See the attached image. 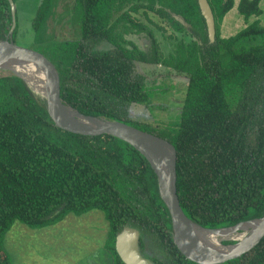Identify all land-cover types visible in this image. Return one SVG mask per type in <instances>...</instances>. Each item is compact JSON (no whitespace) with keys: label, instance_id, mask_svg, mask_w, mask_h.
<instances>
[{"label":"trees","instance_id":"obj_1","mask_svg":"<svg viewBox=\"0 0 264 264\" xmlns=\"http://www.w3.org/2000/svg\"><path fill=\"white\" fill-rule=\"evenodd\" d=\"M207 1L214 18L213 41L197 0H75L79 37L59 45L53 41L59 59L50 58L63 73L71 107L171 142L183 212L204 228H222L264 214L263 10L261 0ZM53 3L42 0L38 6L32 20L36 41L49 37ZM233 11L242 26L221 36V24ZM151 14L164 26L150 20ZM6 23L11 24L10 4L0 0V40ZM153 23L161 32L169 31L166 55ZM136 63L160 65L187 80L180 112L165 128L140 125L126 115L131 103L150 106L174 89L172 84L148 85ZM94 209L108 222L105 248L114 264H124L114 242L125 224L151 235L158 249L154 253L163 259L158 264H196L173 244L156 175L138 150L113 136L83 138L58 128L45 101L22 79L0 75V264L8 262L3 242L14 223L41 229L69 213ZM225 264H264V237Z\"/></svg>","mask_w":264,"mask_h":264},{"label":"water","instance_id":"obj_2","mask_svg":"<svg viewBox=\"0 0 264 264\" xmlns=\"http://www.w3.org/2000/svg\"><path fill=\"white\" fill-rule=\"evenodd\" d=\"M8 1L11 8V26L8 30V37L0 40V71H9L18 76L34 93L33 87L20 75L11 71L9 67H5V64L24 60L37 65L47 79L48 95L46 97L36 95L45 101L48 114L55 126L83 138L116 137L132 145L146 158L156 175L159 196L170 215L173 244L187 260L196 264L229 263L241 258L261 241L264 237V214L259 218L222 228H204L189 219L183 212L177 196V155L172 143L135 125L118 120L87 116L71 107L65 99V79L56 62L43 52L20 46L13 41L15 9L13 0ZM197 1L206 22L209 39L213 41L215 28L212 10L207 0ZM179 19L183 22L182 18ZM1 68L6 70H1ZM131 105L141 106L138 103H131ZM74 115L79 119L91 120V122L89 124L80 123ZM245 223H255L256 226L243 239L233 240V244H223V241H220L218 250H211L204 245L193 243L189 237L192 227L214 232L235 229ZM139 240L140 230L138 228L129 224L122 227L116 234L114 242L115 251L120 260L124 264H157L142 255Z\"/></svg>","mask_w":264,"mask_h":264},{"label":"rangeland","instance_id":"obj_3","mask_svg":"<svg viewBox=\"0 0 264 264\" xmlns=\"http://www.w3.org/2000/svg\"><path fill=\"white\" fill-rule=\"evenodd\" d=\"M42 0H16L14 3L15 9V32L13 33V41L20 45L29 48H33L40 52L45 53L49 57L53 55L59 59V52L56 54L53 49L54 42H57L59 45L64 41H73L79 37V29L77 27L78 15L73 12V7L75 6V0H54L53 9L47 19V30L46 35L43 41L35 40V32L32 27V20L34 19L38 6ZM74 5V6H73ZM260 6L263 10L262 15L260 16L261 25L264 26V0L260 1ZM134 18L138 19L139 15L133 14ZM150 20L157 25L164 26L162 22L154 15H149ZM145 24H149L148 20L144 18H139ZM150 25L154 30V35L160 45V50L166 55L170 50V40L165 37L169 31L163 33L161 30H158L155 27V24ZM6 23V31H3L6 35L10 26ZM242 26V20L235 11L226 17V19L221 24L220 35L227 36L234 34ZM166 28V27H165ZM169 30V29H168ZM180 38L188 40V36L180 35ZM135 38V37H134ZM137 43L142 46L143 40L136 39ZM54 41V42H53ZM44 49V50H43ZM136 71L142 74L145 77L146 83L149 85H160L167 87L172 84L174 89L170 90L164 95L154 98L153 103L150 106L141 104V106L131 105L128 107L127 116L130 120H134L140 125H147L150 128H165L172 121L175 120L177 114L180 112L181 103H182V93L184 91L187 80L184 76H179L176 74L169 73L168 69L158 66L144 65L136 63ZM12 74L9 71H0V75L3 74ZM170 76V77H169ZM165 84V85H164ZM35 93V92H34ZM36 95V93H35ZM37 96V95H36ZM38 97V96H37ZM88 211L87 213H89ZM86 214V213H85ZM102 215V220L104 221L105 217ZM93 217V216H92ZM91 218V217H90ZM92 221L94 218L91 219ZM84 223V222H83ZM89 221L85 222L84 225H87ZM103 223V222H102ZM82 225V224H80ZM83 225V226H84ZM92 225V224H89ZM27 227V226H26ZM29 228V227H27ZM37 230V229H29ZM90 234V233H89ZM88 234V235H89ZM141 234V233H140ZM144 239L147 241L149 247L148 252H157L156 245L151 241V235L142 234ZM5 237V236H4ZM5 239V238H4ZM233 240H225L223 244H233ZM154 245V246H152ZM4 247V242H3ZM157 259V256L154 254ZM161 261L162 258H158ZM11 257L8 255V262H3V264H10ZM163 261V259H162Z\"/></svg>","mask_w":264,"mask_h":264},{"label":"crops","instance_id":"obj_4","mask_svg":"<svg viewBox=\"0 0 264 264\" xmlns=\"http://www.w3.org/2000/svg\"><path fill=\"white\" fill-rule=\"evenodd\" d=\"M101 213L95 209L82 215L69 213L60 222L37 230L14 223L4 237L10 264H114L105 248L109 227Z\"/></svg>","mask_w":264,"mask_h":264},{"label":"bare ground","instance_id":"obj_5","mask_svg":"<svg viewBox=\"0 0 264 264\" xmlns=\"http://www.w3.org/2000/svg\"><path fill=\"white\" fill-rule=\"evenodd\" d=\"M5 67H9L11 71L24 78L31 85V87H33L34 92H36L39 96L46 97L48 95L47 79L37 65L22 60L6 63ZM1 70L6 69L1 68ZM74 117L83 124H89L91 122V120L88 119H79L75 115ZM255 226V223H245L239 225V227L235 229L232 228L214 232H207L199 228L192 227L189 237L193 243L204 245L211 250H218L220 247V241L235 239L241 240L250 232V230L254 229Z\"/></svg>","mask_w":264,"mask_h":264},{"label":"flooded vegetation","instance_id":"obj_6","mask_svg":"<svg viewBox=\"0 0 264 264\" xmlns=\"http://www.w3.org/2000/svg\"><path fill=\"white\" fill-rule=\"evenodd\" d=\"M6 37H8V31H7L6 35L4 36V39H6ZM140 233H141V231H140ZM139 245H140V251H141L142 255H144L145 257L151 259L152 261H154L155 263L158 264L159 260H157L158 258L156 259V257L154 256V254L156 255V253H154V252H148L149 247H148L147 241L144 239L142 233L140 234ZM156 256H158V255H156Z\"/></svg>","mask_w":264,"mask_h":264}]
</instances>
